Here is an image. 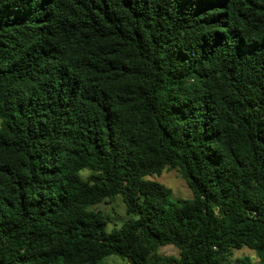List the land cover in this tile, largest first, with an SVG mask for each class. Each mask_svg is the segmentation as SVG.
<instances>
[{
    "label": "trees",
    "instance_id": "1",
    "mask_svg": "<svg viewBox=\"0 0 264 264\" xmlns=\"http://www.w3.org/2000/svg\"><path fill=\"white\" fill-rule=\"evenodd\" d=\"M243 248L264 264V0H0V264Z\"/></svg>",
    "mask_w": 264,
    "mask_h": 264
},
{
    "label": "rangeland",
    "instance_id": "2",
    "mask_svg": "<svg viewBox=\"0 0 264 264\" xmlns=\"http://www.w3.org/2000/svg\"><path fill=\"white\" fill-rule=\"evenodd\" d=\"M149 180L158 182L164 185L165 187L169 188L172 192L173 199L175 198L189 199L192 197L190 189L188 188L185 181L181 178L179 173H177V171L165 169L160 176L150 177ZM95 209L101 210L111 215L112 222L107 226L108 230H110L113 227L119 228L121 223L126 218L125 207H124V204L122 203L121 198H116L112 201H107L104 204L98 205ZM252 253L254 252L248 250L247 248H243L240 251H236L234 253V258H239L241 260H244L245 257L250 258ZM159 254L161 256L178 257L179 253L175 247L165 246L159 249ZM103 263L104 264H127L116 256L107 257Z\"/></svg>",
    "mask_w": 264,
    "mask_h": 264
},
{
    "label": "clouds",
    "instance_id": "3",
    "mask_svg": "<svg viewBox=\"0 0 264 264\" xmlns=\"http://www.w3.org/2000/svg\"><path fill=\"white\" fill-rule=\"evenodd\" d=\"M250 260L255 264L256 261H258V257L255 253H252L250 256Z\"/></svg>",
    "mask_w": 264,
    "mask_h": 264
}]
</instances>
